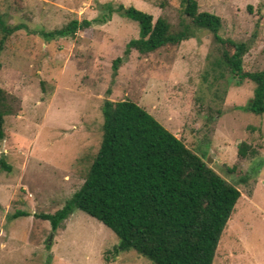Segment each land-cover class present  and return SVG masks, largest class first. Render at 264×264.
Here are the masks:
<instances>
[{
	"label": "rangeland",
	"instance_id": "obj_1",
	"mask_svg": "<svg viewBox=\"0 0 264 264\" xmlns=\"http://www.w3.org/2000/svg\"><path fill=\"white\" fill-rule=\"evenodd\" d=\"M0 0V16L22 29L0 44V89L7 95L0 140V264H153L135 251L115 256L114 233L81 211L52 232L53 214L82 185L101 140L104 100H129L200 156L240 198L218 241L213 264H264V113L245 111L254 84L204 75L215 52L208 31L179 45L140 55L132 50L113 76L112 62L138 37L135 22L116 13L92 22L100 5L132 6L177 27L188 22L181 0ZM220 18L222 38L249 40L247 72L264 68V0H195ZM99 5V7H97ZM71 20L91 25L46 41L41 31ZM2 34L0 33V39ZM255 157L240 158V143ZM4 162L8 169L3 168ZM249 172L240 183L227 168ZM16 213L28 216L13 218ZM47 245L49 247H47Z\"/></svg>",
	"mask_w": 264,
	"mask_h": 264
},
{
	"label": "trees",
	"instance_id": "obj_2",
	"mask_svg": "<svg viewBox=\"0 0 264 264\" xmlns=\"http://www.w3.org/2000/svg\"><path fill=\"white\" fill-rule=\"evenodd\" d=\"M166 4L167 0H162L160 7ZM98 9V17L92 21L95 24H105L116 13L138 27V37L126 44L123 57L113 60V76L132 50L140 55L153 53L206 30L212 36L215 52L219 51L204 72L206 75L211 70L209 85L229 75L237 83L250 81L254 84L253 96L245 111L256 116L264 113V68L256 72L243 68V58L255 34L239 42L222 38L220 18L199 12L195 0H181V12L188 22L181 21L177 27L162 17L153 21L151 15L132 6L106 3ZM90 25L89 20H71L62 28L39 34L52 41L73 37L77 30ZM22 27L7 25L0 16V44ZM6 101L7 95L0 89V140L4 139ZM100 112L101 140L84 182L59 210L39 217L55 232L74 211L83 212L117 237L112 250L115 256L135 251L153 264H213L218 241L240 198L237 187L227 183L136 103L104 100ZM257 153L244 142L237 146L240 158L255 157ZM1 164L9 168L3 161ZM227 172L238 175L240 183H246L251 174L235 166ZM19 216L28 215L16 213L13 218ZM46 264H51L50 259Z\"/></svg>",
	"mask_w": 264,
	"mask_h": 264
},
{
	"label": "water",
	"instance_id": "obj_3",
	"mask_svg": "<svg viewBox=\"0 0 264 264\" xmlns=\"http://www.w3.org/2000/svg\"><path fill=\"white\" fill-rule=\"evenodd\" d=\"M208 162H209V161H208ZM208 162H207V163H208ZM207 163H206V164H207Z\"/></svg>",
	"mask_w": 264,
	"mask_h": 264
}]
</instances>
